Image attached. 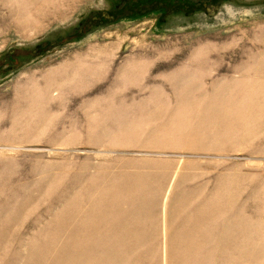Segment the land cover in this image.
<instances>
[{"label":"rangeland","instance_id":"1","mask_svg":"<svg viewBox=\"0 0 264 264\" xmlns=\"http://www.w3.org/2000/svg\"><path fill=\"white\" fill-rule=\"evenodd\" d=\"M0 264H264V0H0Z\"/></svg>","mask_w":264,"mask_h":264}]
</instances>
